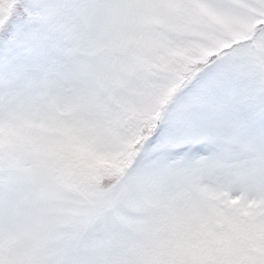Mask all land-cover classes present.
I'll use <instances>...</instances> for the list:
<instances>
[{
    "label": "snow or ice",
    "instance_id": "snow-or-ice-1",
    "mask_svg": "<svg viewBox=\"0 0 264 264\" xmlns=\"http://www.w3.org/2000/svg\"><path fill=\"white\" fill-rule=\"evenodd\" d=\"M0 264H264V0H0Z\"/></svg>",
    "mask_w": 264,
    "mask_h": 264
}]
</instances>
